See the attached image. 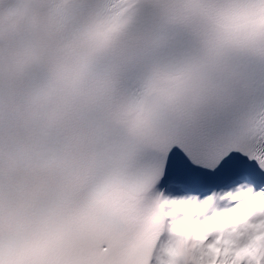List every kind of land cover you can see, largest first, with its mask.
I'll list each match as a JSON object with an SVG mask.
<instances>
[{
	"label": "snow or ice",
	"instance_id": "obj_1",
	"mask_svg": "<svg viewBox=\"0 0 264 264\" xmlns=\"http://www.w3.org/2000/svg\"><path fill=\"white\" fill-rule=\"evenodd\" d=\"M0 264H264V0H0Z\"/></svg>",
	"mask_w": 264,
	"mask_h": 264
}]
</instances>
